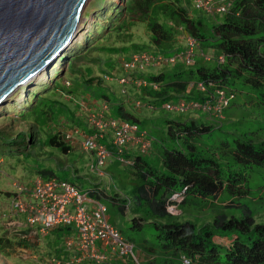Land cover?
<instances>
[{
	"label": "rangeland",
	"instance_id": "374dc122",
	"mask_svg": "<svg viewBox=\"0 0 264 264\" xmlns=\"http://www.w3.org/2000/svg\"><path fill=\"white\" fill-rule=\"evenodd\" d=\"M124 1L126 0H89L72 41L73 52L67 53L68 56H65L61 63L56 60L48 70L17 89L0 106V139L3 136L10 137L13 145L8 152L0 146V264H56L68 262L70 259L64 243L65 233L63 235V232L53 230L43 235L37 233V226L28 229L24 216L15 214L11 208L13 195L21 189L31 188L35 179L41 177L37 168L53 170L56 177L70 182L81 193L96 186L107 197L116 196L128 201V209L125 212H120L106 197L99 202L107 209L109 224L122 236L134 239V254L141 264H177L178 257L182 255L172 252H146L142 248L143 245L137 242L142 238L152 240L156 232L154 227L148 224L155 221L154 216L148 213L149 205L135 204L137 188L142 182L132 166L120 163L112 156L106 160L103 167H96V157L82 149V137L89 127V115L101 113L106 118H117L110 101L107 102L109 108L101 112L104 102L94 94L97 90L87 89L82 85L83 80L95 79L91 87L102 88L110 100L122 102L125 110L132 112L143 122V125L139 124L138 127L145 130L148 138L152 137L155 142L151 152L141 156L157 169L161 165L160 148L181 144V141L170 139L165 120L180 123L195 120L206 126H213V131L204 135L196 147L205 157L226 163L228 170H233L236 166L226 152L218 149L220 142L230 141V137L224 135L225 133L241 136L256 144L264 142V100L251 89L241 88L242 86L224 87L222 90L233 94L234 99L220 118L208 116L200 110L180 113L167 110L164 106L145 107L144 101L152 97L146 96L148 90L144 88L143 82H140V86L136 83L130 84L129 81L125 84L119 82L128 74L148 78L159 73L187 71L196 66L212 70L219 57L214 56L212 49L195 47L194 61L190 66L177 61L173 64L139 65L134 69L125 70L121 62L137 51L138 48L133 45L141 47L148 54L162 53V49L152 43L146 23L136 22L131 18L129 22L133 24L129 23L122 29H117V24L122 18L117 14L124 6ZM180 5L191 17H201L209 25L219 23L225 17L223 14H210L206 7L197 8L193 0H180ZM111 26L116 27V30L111 31ZM170 32L171 41L166 44L168 51L175 52L188 47V36L181 29L173 26ZM88 38L92 41L86 42ZM201 54L204 55L203 58ZM70 61L73 62V73L67 71V63ZM222 64L218 65L222 67ZM66 82L70 84L66 85ZM38 97L43 100L38 101ZM136 102L140 103V107H136ZM71 132H74L72 140L64 141L62 134ZM107 133L102 139L106 144L111 143V134L106 130ZM18 137H24V143H21V138ZM52 137H58L69 146L68 154H62L45 144L46 140ZM124 149L129 154L140 155L135 148ZM242 170L246 186L245 195L233 197L227 192H222L217 198L171 196L167 206L170 222H191L196 228H200L221 215L241 219L249 214L254 224H263L264 166ZM148 197L151 200L150 194ZM136 217L147 220L139 231L131 221ZM168 219L159 221L164 223ZM253 238L252 233L248 234V239L247 236H240L245 243H250ZM112 260L108 264H136L130 259ZM165 260H169V263H165ZM81 264L103 263L85 261Z\"/></svg>",
	"mask_w": 264,
	"mask_h": 264
},
{
	"label": "trees",
	"instance_id": "16d2710c",
	"mask_svg": "<svg viewBox=\"0 0 264 264\" xmlns=\"http://www.w3.org/2000/svg\"><path fill=\"white\" fill-rule=\"evenodd\" d=\"M227 1L230 5L227 12L223 14L225 15L223 21L211 25L201 17H191L180 5V0H169V2L166 0H126L123 2L124 6L117 14L122 17L117 24V29H122L129 23L133 24L129 22L131 18L136 22L146 23L152 43L162 49V53L148 54L146 50L133 45L138 48L133 54L144 53L154 58L161 56L168 59L186 50L185 48L175 52L168 51L166 44L171 41L172 31L170 30L174 26L181 29L188 38L194 39L197 47L212 49L216 58L217 56L224 58L222 67L216 61L217 64L212 70L196 66L187 71L172 74L159 73L148 78L128 74L123 79H127L131 82L130 84L138 81L146 84V88L144 87L148 90L146 96L152 99L144 101L143 106L155 108L176 104L181 100L202 103L207 98L211 100V95L215 90L230 86L251 89L260 94L261 100H264V0ZM161 19H163L162 22H160ZM111 28V31L116 30V27L111 26ZM92 39L88 38L86 42H91ZM71 45L57 59L59 63L65 59V56H68L67 53L73 52ZM201 56L203 58L204 55L201 54ZM192 59L194 61V55ZM67 64V71L73 73V62L70 61ZM95 81V79H88L81 82L87 89L97 90L94 94L102 99L104 102L102 106L108 109L107 102L110 101V106L114 107V115L117 118L103 116L105 120L115 119L136 126L143 125V122L132 112L124 109L122 102L115 99L110 100L100 87H91ZM197 83H202L209 90L205 93L197 91L194 88ZM191 84L192 88H190ZM154 85L157 86V90L152 89ZM209 85L214 89L209 88ZM37 100L43 99L38 97ZM164 123L170 139L181 141V144L160 148L161 165L159 169L150 165L141 154L131 156L126 151L121 154L123 158L130 159L131 165L129 166H132L142 182L137 188L135 204L149 205L148 213H151L155 220L148 223L154 227L156 232L153 239L142 238L137 242L143 245L142 248L146 252L181 253V256L192 260L194 264H264V223L254 224L249 214L241 219L221 215L212 222L203 224L200 228H196L191 222L173 224L167 214V206L170 203L168 199L173 195L196 198H217L222 192H227L233 197L245 195L246 186L242 169L264 166V142L256 144L241 136L225 133L224 135L230 137V141L220 142L218 149L226 152L225 154L231 157L233 165L236 166L235 169L228 170L225 167L226 163L212 157H205L196 147L204 135L213 131V126H206L195 120L183 123L165 120ZM85 133L91 134L92 131L88 127ZM18 138H21V143H24V137ZM11 140L7 136L0 139V146H3L7 152L13 147ZM151 140H153L152 137ZM153 142L155 140L151 141V144ZM45 144L62 154H68L70 149L58 137L46 140ZM104 145L112 156L115 155L116 150L111 143H104ZM131 148L137 149L136 147ZM37 172L40 178L61 180L49 168H37ZM96 190L102 195L101 199L106 197L114 206H117L120 212L128 209V201L118 199L116 196L107 197L96 186L87 192L91 194ZM148 194L151 195V200L148 199ZM161 219L169 221L162 223L159 221ZM131 221L137 231L141 230L144 223H147V220L141 217L133 218ZM57 230L63 232V235L64 230L67 231L63 228ZM250 233L254 236L250 243H245L240 239L243 235L248 239ZM124 238L134 243V239ZM179 259L180 257L177 259V264H180ZM164 262L169 263V260Z\"/></svg>",
	"mask_w": 264,
	"mask_h": 264
},
{
	"label": "built area",
	"instance_id": "2783aa9c",
	"mask_svg": "<svg viewBox=\"0 0 264 264\" xmlns=\"http://www.w3.org/2000/svg\"><path fill=\"white\" fill-rule=\"evenodd\" d=\"M197 8L206 7L210 14H225L230 5L227 0H193ZM186 50L172 56L162 58L148 56L144 53L133 54L121 62L125 70L134 69L139 65L152 63H175L183 62L186 66L193 64V50L197 47L196 41L192 38L187 40ZM218 63L222 64L224 58L219 56ZM127 79H120L125 84ZM140 82H133L140 85ZM128 83V82H127ZM69 83L66 82V85ZM144 87L146 84L143 82ZM209 88H213L210 85ZM192 88V84L190 85ZM189 88V89H190ZM197 91L207 92V87L202 83L195 84ZM157 90V86L152 87ZM212 99H205L202 103L178 101L176 104H168L167 110L185 112L187 110H200L208 116L222 117L223 111L234 99L233 94L225 93L217 89L211 95ZM140 105L136 103V107ZM86 107V106H85ZM140 107V106H139ZM102 106V111H106ZM89 130L91 134H83L81 142L82 149L96 157V167H103L106 160L112 156L105 147L103 138L107 132L111 134V144L116 150L115 159L123 164L131 165V161L123 158L121 154L125 147H136L141 155H148L151 152V139L145 130L130 123L108 119L103 116L89 115ZM75 132V131H74ZM63 133L64 141H71L73 133ZM102 175V173H99ZM180 195H174V197ZM102 195L96 190L91 194L81 193L72 184L56 178H37L31 188L21 189L13 195L11 200L12 210L15 214L24 216L25 223L30 228L37 226V233L46 235L48 232L57 229L64 230L66 250L70 255L68 262H57L56 264H81L85 261L108 264L113 258L130 259L136 264H141L134 254V244L127 241L112 225L109 224L107 209L99 201ZM118 260V259H117ZM180 264H194L192 260L184 256L179 259Z\"/></svg>",
	"mask_w": 264,
	"mask_h": 264
},
{
	"label": "water",
	"instance_id": "95a60500",
	"mask_svg": "<svg viewBox=\"0 0 264 264\" xmlns=\"http://www.w3.org/2000/svg\"><path fill=\"white\" fill-rule=\"evenodd\" d=\"M89 0H0V106L72 44Z\"/></svg>",
	"mask_w": 264,
	"mask_h": 264
},
{
	"label": "crops",
	"instance_id": "0c3cea01",
	"mask_svg": "<svg viewBox=\"0 0 264 264\" xmlns=\"http://www.w3.org/2000/svg\"><path fill=\"white\" fill-rule=\"evenodd\" d=\"M125 151H126V150H125ZM126 153L129 154L128 151H126ZM129 155L132 156V154H129ZM134 155H135V154H134ZM16 223H17V222H16ZM17 224H21V223L19 222V223H17ZM25 225H26V223H25ZM18 226H22V225H18ZM27 228H28V229H31L30 227H27ZM112 261H113V260H112Z\"/></svg>",
	"mask_w": 264,
	"mask_h": 264
},
{
	"label": "clouds",
	"instance_id": "9594fccd",
	"mask_svg": "<svg viewBox=\"0 0 264 264\" xmlns=\"http://www.w3.org/2000/svg\"><path fill=\"white\" fill-rule=\"evenodd\" d=\"M230 103H231V102H230ZM229 105H230V104H229ZM228 107H229V106H228ZM228 107H227V108H228ZM227 108H226V109H227ZM223 112H224V111H223ZM222 115H223V114H222ZM126 159H127V160H130V159H128V158H126ZM39 178H40V177H39ZM56 179H57V178H56ZM73 186H74V185H73ZM173 196H174V195H173ZM120 234H121V233H120ZM133 244H134V243H133ZM181 257H182V256H181ZM110 262H111V261H110ZM140 263H141V262H140ZM109 264H110V263H109Z\"/></svg>",
	"mask_w": 264,
	"mask_h": 264
},
{
	"label": "bare ground",
	"instance_id": "6f19581e",
	"mask_svg": "<svg viewBox=\"0 0 264 264\" xmlns=\"http://www.w3.org/2000/svg\"><path fill=\"white\" fill-rule=\"evenodd\" d=\"M42 73V72H41ZM42 75V74H41ZM138 127V126H137Z\"/></svg>",
	"mask_w": 264,
	"mask_h": 264
}]
</instances>
